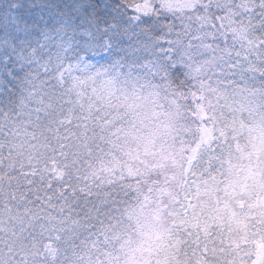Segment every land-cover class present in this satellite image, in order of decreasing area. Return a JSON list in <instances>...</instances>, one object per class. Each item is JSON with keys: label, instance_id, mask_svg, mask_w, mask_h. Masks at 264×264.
I'll use <instances>...</instances> for the list:
<instances>
[{"label": "snow or ice", "instance_id": "obj_1", "mask_svg": "<svg viewBox=\"0 0 264 264\" xmlns=\"http://www.w3.org/2000/svg\"><path fill=\"white\" fill-rule=\"evenodd\" d=\"M0 264H264V0H0Z\"/></svg>", "mask_w": 264, "mask_h": 264}]
</instances>
